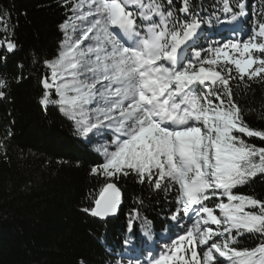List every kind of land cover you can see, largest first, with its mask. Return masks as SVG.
<instances>
[{
	"label": "snow or ice",
	"instance_id": "obj_1",
	"mask_svg": "<svg viewBox=\"0 0 264 264\" xmlns=\"http://www.w3.org/2000/svg\"><path fill=\"white\" fill-rule=\"evenodd\" d=\"M173 2L77 0L72 18L60 25L59 52L43 61L38 102L45 110L58 106L86 144L97 132L111 133L113 150L96 149L104 159L90 169L105 182L85 213L115 216L121 192L111 181L130 174L153 190L175 189L180 207L171 218L187 217L190 226L152 264H264V243L234 247L245 234L264 237V200L233 191L264 177V147L243 138L264 141V131L247 125L230 86L233 78L264 80V5L247 40L195 50L205 21L180 20L189 0L179 9ZM245 9L243 0L235 9L223 0L231 21L247 16ZM0 46L16 49L12 42ZM0 61L7 63V56L0 54ZM8 90L10 81L0 76V99Z\"/></svg>",
	"mask_w": 264,
	"mask_h": 264
},
{
	"label": "trees",
	"instance_id": "obj_2",
	"mask_svg": "<svg viewBox=\"0 0 264 264\" xmlns=\"http://www.w3.org/2000/svg\"><path fill=\"white\" fill-rule=\"evenodd\" d=\"M74 2L0 0V45H16L12 53L0 46V54L7 56V63L0 61V76L10 81L6 98L0 99V264H146V258H158L167 251L164 245L190 226L187 217L171 218L180 207L175 189L153 190L133 174L111 181L123 196L116 219L102 221L83 211L94 206L105 182L90 172L104 156L96 151L95 138L86 144L75 121L57 106L45 110L38 102L40 81L47 73L43 61L59 52L64 39L60 25L69 19ZM243 2L248 15L231 29L220 26L232 22L231 13L222 12L223 0H189V13L177 16L205 21L195 50L247 40L264 0ZM230 4L235 9L237 0ZM181 6L182 0H174V9ZM187 55L195 62L193 49ZM230 86L247 125L264 131V80L233 78ZM243 138L264 147L259 138ZM233 191L264 200V177ZM133 210L139 211L138 217ZM260 243L264 237L245 234L234 247L252 249Z\"/></svg>",
	"mask_w": 264,
	"mask_h": 264
},
{
	"label": "rangeland",
	"instance_id": "obj_3",
	"mask_svg": "<svg viewBox=\"0 0 264 264\" xmlns=\"http://www.w3.org/2000/svg\"><path fill=\"white\" fill-rule=\"evenodd\" d=\"M76 2H77V0H75L74 4ZM72 16H73V13L71 12V15L69 16V19H71ZM91 107H93V106H89V108H91ZM108 135L111 136V133L110 132H97L93 136L95 138L96 149H102L103 147H108L109 151L113 150L112 146H111V143H110V138H109ZM99 153H101L103 155V151H100ZM152 259H153L152 257L146 258V264H152Z\"/></svg>",
	"mask_w": 264,
	"mask_h": 264
},
{
	"label": "water",
	"instance_id": "obj_4",
	"mask_svg": "<svg viewBox=\"0 0 264 264\" xmlns=\"http://www.w3.org/2000/svg\"><path fill=\"white\" fill-rule=\"evenodd\" d=\"M122 201H123V196H122V192H121V203H120L119 210H118L117 214L115 216H109L107 219L102 220V221H106L108 219H116L118 217V215H119V212H120V209H121V206H122ZM95 218H97V217H95ZM97 219L101 220L100 218H97Z\"/></svg>",
	"mask_w": 264,
	"mask_h": 264
},
{
	"label": "bare ground",
	"instance_id": "obj_5",
	"mask_svg": "<svg viewBox=\"0 0 264 264\" xmlns=\"http://www.w3.org/2000/svg\"><path fill=\"white\" fill-rule=\"evenodd\" d=\"M107 221V220H106Z\"/></svg>",
	"mask_w": 264,
	"mask_h": 264
}]
</instances>
